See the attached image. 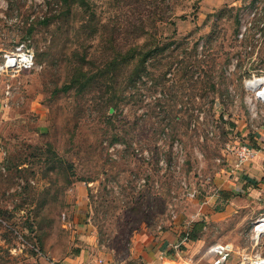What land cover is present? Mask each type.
Masks as SVG:
<instances>
[{"label":"rangeland","instance_id":"obj_1","mask_svg":"<svg viewBox=\"0 0 264 264\" xmlns=\"http://www.w3.org/2000/svg\"><path fill=\"white\" fill-rule=\"evenodd\" d=\"M255 34L264 0H0V59L27 41L35 60L0 72V264H60L82 202L111 264L185 222L264 119L243 84ZM230 199L239 223L210 241L264 256V189Z\"/></svg>","mask_w":264,"mask_h":264},{"label":"crops","instance_id":"obj_2","mask_svg":"<svg viewBox=\"0 0 264 264\" xmlns=\"http://www.w3.org/2000/svg\"><path fill=\"white\" fill-rule=\"evenodd\" d=\"M204 1L217 4L221 0ZM246 52L243 51V54L246 58L245 64L249 69L248 74L264 75V44L255 40L253 45L247 47ZM240 129L244 133L243 135L247 137L248 141L244 140L243 143L252 149V156L232 173H229V170L235 163V157L233 155L228 156L226 174L223 175L220 184L217 186V192L209 194L203 199H195L192 203L194 210L187 214L188 218L182 224L180 221L169 223L167 227L157 232L139 230L136 236L138 261L135 264H160L158 257L161 252L174 257L173 254L176 251H178L179 259L174 264H209L213 260L209 248L216 241H210V231L215 227L239 223L227 217L231 213L229 207L232 199L230 198L240 193L253 192L254 189H264V123L261 121L259 125H252L251 128L241 124ZM220 204L223 208L218 206ZM86 213L85 203L82 202V206L77 207L73 212V217L68 220L74 234L73 248L70 253L62 258L60 264H111L97 246L94 231ZM197 220L203 221L205 224L199 239L192 241L182 237L191 223ZM218 241L224 242L225 240ZM226 242L234 245L233 241L226 240ZM236 260L237 256L232 255L230 262L233 263ZM43 263L53 264L47 261Z\"/></svg>","mask_w":264,"mask_h":264},{"label":"built area","instance_id":"obj_3","mask_svg":"<svg viewBox=\"0 0 264 264\" xmlns=\"http://www.w3.org/2000/svg\"><path fill=\"white\" fill-rule=\"evenodd\" d=\"M243 30L241 31L240 37L243 34ZM34 68V54L28 46L27 41L17 44L12 50L4 51L1 55L0 72H17ZM252 81H257V84L254 86ZM243 84L244 90L248 91L249 102L253 99L252 106L258 103L264 107V75L251 74L248 79L243 80ZM252 115L255 116L256 113L254 112ZM262 116H264V113ZM232 155L235 157V163L230 167L229 173L235 171L252 156V149L247 144L242 143L233 150ZM191 196H194V194H191ZM263 219L256 220L257 224L254 225V241H257L264 234ZM209 249L213 255V260L209 264H264L263 255L258 252L238 251L230 242H217L212 244ZM177 252L173 254L174 257H171L165 252H161L158 257L160 264H174V262H177L179 259ZM234 254L237 255V260L232 263L230 262V258Z\"/></svg>","mask_w":264,"mask_h":264},{"label":"trees","instance_id":"obj_4","mask_svg":"<svg viewBox=\"0 0 264 264\" xmlns=\"http://www.w3.org/2000/svg\"><path fill=\"white\" fill-rule=\"evenodd\" d=\"M203 226H204L203 221L191 223V225L188 227V230L182 234V237L192 241L198 239L199 238L198 234L199 232H201Z\"/></svg>","mask_w":264,"mask_h":264},{"label":"bare ground","instance_id":"obj_5","mask_svg":"<svg viewBox=\"0 0 264 264\" xmlns=\"http://www.w3.org/2000/svg\"><path fill=\"white\" fill-rule=\"evenodd\" d=\"M252 83H253V84H254V86H255V84H257V81H256V82H255V81H252ZM252 83H251V84H252ZM263 221H264V219H263Z\"/></svg>","mask_w":264,"mask_h":264}]
</instances>
